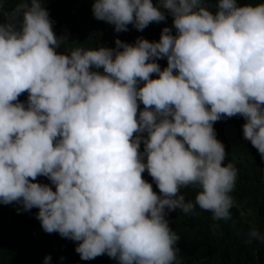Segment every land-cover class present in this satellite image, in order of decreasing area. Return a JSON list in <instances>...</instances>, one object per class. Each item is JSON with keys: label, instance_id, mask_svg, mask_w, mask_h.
<instances>
[{"label": "clouds", "instance_id": "obj_1", "mask_svg": "<svg viewBox=\"0 0 264 264\" xmlns=\"http://www.w3.org/2000/svg\"><path fill=\"white\" fill-rule=\"evenodd\" d=\"M45 3L16 0L0 22V205L38 209L43 231L76 242L81 260L178 264L169 213L198 206L229 220L235 204L238 170L214 124L242 117L264 160V2L92 0L116 33L168 16L172 26L158 41L67 53ZM248 236L264 241L255 225Z\"/></svg>", "mask_w": 264, "mask_h": 264}, {"label": "trees", "instance_id": "obj_2", "mask_svg": "<svg viewBox=\"0 0 264 264\" xmlns=\"http://www.w3.org/2000/svg\"><path fill=\"white\" fill-rule=\"evenodd\" d=\"M0 5V22H3L15 8L16 0H0ZM44 6L54 22L56 35L67 33L69 36V42L59 50L66 53L75 47H115L116 38L127 43H134L137 37L158 41L162 28L172 26V18L168 16L166 21L150 24L143 31L129 25L128 31L116 33L112 25L94 18L92 0H46ZM157 62L161 68L167 65L166 59ZM19 100L26 101L27 93L22 94ZM140 107L142 109L143 105ZM244 123L242 117L236 116L214 124L217 139L225 145L227 156L224 163L231 162L238 170L231 192L235 201L230 210L231 219L213 220L210 212L198 206L193 213L184 214L177 209L167 217L170 227L180 237L178 264H264V241L247 242L252 225L264 235V160L250 141L243 138ZM143 177L153 183L154 190L158 192L147 172ZM38 181L50 183L42 176ZM197 192L193 186L181 189L185 199L191 201L195 200ZM17 207L15 204L0 205V264H43L48 255L52 257L51 264H118L107 255L81 260L75 251L76 242L62 238L58 233L43 231L36 219L38 209L18 213Z\"/></svg>", "mask_w": 264, "mask_h": 264}]
</instances>
